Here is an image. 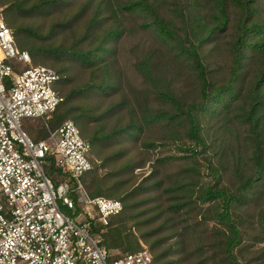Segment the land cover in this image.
Segmentation results:
<instances>
[{"label":"trees","instance_id":"obj_1","mask_svg":"<svg viewBox=\"0 0 264 264\" xmlns=\"http://www.w3.org/2000/svg\"><path fill=\"white\" fill-rule=\"evenodd\" d=\"M90 144L91 198L121 201L96 229L109 257L264 264V0H0ZM40 121L41 119H30ZM46 175L63 176L50 157ZM144 246V247H143Z\"/></svg>","mask_w":264,"mask_h":264},{"label":"built area","instance_id":"obj_2","mask_svg":"<svg viewBox=\"0 0 264 264\" xmlns=\"http://www.w3.org/2000/svg\"><path fill=\"white\" fill-rule=\"evenodd\" d=\"M59 77L20 51L0 7V264H153L147 249L112 259L95 231L123 210L91 198L82 177L92 169L90 144L72 121L34 141L26 119L48 120L62 102ZM53 159L63 181L45 173Z\"/></svg>","mask_w":264,"mask_h":264},{"label":"rangeland","instance_id":"obj_3","mask_svg":"<svg viewBox=\"0 0 264 264\" xmlns=\"http://www.w3.org/2000/svg\"><path fill=\"white\" fill-rule=\"evenodd\" d=\"M47 121L48 120L41 119L40 121L37 122L35 120L26 119L23 121V124L26 125L27 127L33 126L36 130H39V131L41 130L42 133H46V131H45L46 129L44 130L43 126H46V128H48L46 125ZM50 132H54V131H49V135H50ZM97 234H99V233L97 232ZM143 249H145V248H143Z\"/></svg>","mask_w":264,"mask_h":264}]
</instances>
